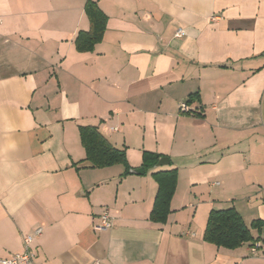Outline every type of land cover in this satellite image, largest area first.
I'll return each mask as SVG.
<instances>
[{
    "label": "crops",
    "instance_id": "0c3cea01",
    "mask_svg": "<svg viewBox=\"0 0 264 264\" xmlns=\"http://www.w3.org/2000/svg\"><path fill=\"white\" fill-rule=\"evenodd\" d=\"M86 1L0 0V261L39 228L33 264H264V227L255 253L202 238L210 210L264 222V0H93L105 31L79 53ZM79 126L131 170L169 164L91 169ZM159 170L177 172L164 224Z\"/></svg>",
    "mask_w": 264,
    "mask_h": 264
},
{
    "label": "trees",
    "instance_id": "16d2710c",
    "mask_svg": "<svg viewBox=\"0 0 264 264\" xmlns=\"http://www.w3.org/2000/svg\"><path fill=\"white\" fill-rule=\"evenodd\" d=\"M84 13L89 22L88 31L78 32L74 39L75 50L79 53L93 51L96 44L101 42L105 31L107 17L99 10L97 3L87 0L84 5ZM197 98V94L188 96L186 104ZM78 135L85 157L81 161L91 169H102L115 165L124 167L123 176L130 174V168L125 159L123 149L115 148L93 126H79ZM163 158L155 153L143 152L141 168L144 173L155 168L157 162ZM151 178L157 185L153 206L149 214V220L156 224H164L170 213V202L175 192L177 183L176 170H159L151 173ZM264 227L261 220H253L246 225L241 215L233 208L210 210L203 232V241L214 245L216 248L235 250L243 245L252 246L259 242V237H253L251 231L260 233Z\"/></svg>",
    "mask_w": 264,
    "mask_h": 264
},
{
    "label": "built area",
    "instance_id": "2783aa9c",
    "mask_svg": "<svg viewBox=\"0 0 264 264\" xmlns=\"http://www.w3.org/2000/svg\"><path fill=\"white\" fill-rule=\"evenodd\" d=\"M177 37H182L183 32L181 30L176 32ZM179 112H187L188 106L186 103L182 102L178 105ZM113 227L111 217L107 210H103L99 216V222L95 226L97 230H110ZM41 233L40 229H36L32 235L25 236L23 239L24 250L22 253H17L11 256L9 259L1 260L0 264H33L34 254L29 250V246L33 239L39 236ZM260 248V243L256 242L249 247L250 253H255ZM94 264H99L95 262Z\"/></svg>",
    "mask_w": 264,
    "mask_h": 264
},
{
    "label": "water",
    "instance_id": "95a60500",
    "mask_svg": "<svg viewBox=\"0 0 264 264\" xmlns=\"http://www.w3.org/2000/svg\"><path fill=\"white\" fill-rule=\"evenodd\" d=\"M168 164H169V160H168V158L163 157V158H161V159L157 162L155 168H156V167H157V168H159V167H164V166H167ZM130 173H134V174H139V175H141V174L144 173V171H143L142 168H139V169H135V170H130Z\"/></svg>",
    "mask_w": 264,
    "mask_h": 264
},
{
    "label": "rangeland",
    "instance_id": "374dc122",
    "mask_svg": "<svg viewBox=\"0 0 264 264\" xmlns=\"http://www.w3.org/2000/svg\"><path fill=\"white\" fill-rule=\"evenodd\" d=\"M245 221H246V224H248V222H247V221H248V218H246V220H245Z\"/></svg>",
    "mask_w": 264,
    "mask_h": 264
}]
</instances>
